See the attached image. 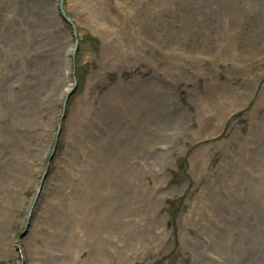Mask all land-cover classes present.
<instances>
[{
  "label": "rangeland",
  "instance_id": "1",
  "mask_svg": "<svg viewBox=\"0 0 264 264\" xmlns=\"http://www.w3.org/2000/svg\"><path fill=\"white\" fill-rule=\"evenodd\" d=\"M0 264H264V0H0Z\"/></svg>",
  "mask_w": 264,
  "mask_h": 264
},
{
  "label": "bare ground",
  "instance_id": "2",
  "mask_svg": "<svg viewBox=\"0 0 264 264\" xmlns=\"http://www.w3.org/2000/svg\"><path fill=\"white\" fill-rule=\"evenodd\" d=\"M43 3H44V2H43ZM46 4H47V3H46ZM67 7H71V5L68 6V4H67ZM80 11H81V10H80ZM62 48H63V46H61V49H62ZM66 74H67V73H66ZM64 77H65V76H64ZM66 81H68V79H67ZM71 81H72V80L70 79L69 82H71ZM64 86H65V87H63V90L68 91V89H69V88H67L68 86H66V85H64ZM232 107H233V106H232ZM232 107H231V108H232ZM170 195H171V194H170Z\"/></svg>",
  "mask_w": 264,
  "mask_h": 264
},
{
  "label": "water",
  "instance_id": "3",
  "mask_svg": "<svg viewBox=\"0 0 264 264\" xmlns=\"http://www.w3.org/2000/svg\"><path fill=\"white\" fill-rule=\"evenodd\" d=\"M60 1H61V0H60ZM60 1H59V2H60ZM72 53H73V51H72ZM72 53H71V56H72ZM29 216H30V211H29V214L27 215V220H28Z\"/></svg>",
  "mask_w": 264,
  "mask_h": 264
}]
</instances>
